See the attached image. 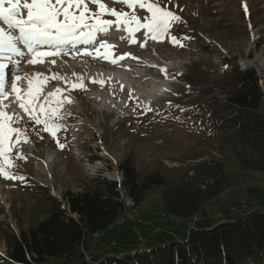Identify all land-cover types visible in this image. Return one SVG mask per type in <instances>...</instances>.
I'll return each mask as SVG.
<instances>
[{"label":"rangeland","instance_id":"obj_1","mask_svg":"<svg viewBox=\"0 0 264 264\" xmlns=\"http://www.w3.org/2000/svg\"><path fill=\"white\" fill-rule=\"evenodd\" d=\"M105 2L109 7L128 11L120 3ZM159 3L182 18V22L173 25L165 40L168 46L162 49L163 55L169 57L167 62L174 67V76L179 77L173 94L159 103L158 98L152 99L149 104L153 110L147 111L141 99H134L128 92L118 93L112 85L101 89L103 86L90 82V87L71 89V83H76L74 75L78 72L75 70L61 73L63 77H70L65 78L67 84L64 80L49 79L45 94L53 92L59 83L66 85L73 101L76 99L75 103L64 105V110L72 115L60 121L67 128L58 133L65 147L60 149L56 139L41 131L42 125L28 123L29 142L20 148L27 159L15 160L16 166L6 169L24 179L8 180L0 176L3 232L12 230L17 234L20 228L27 229L46 219L51 207L48 197L61 200L67 192L83 193L99 178L121 182L118 166L127 158H131L141 176L159 174L171 186L193 180L197 173V177L204 176L205 172L201 173L204 165L207 169L219 166L223 173L218 172L215 179L225 175L227 181L221 185L224 191L191 220L165 213L163 188L149 190L139 207H133L126 200L125 213L115 225L104 233L88 237L85 249L89 262L91 256L100 258L151 244L181 241L193 228H209L254 210H264V172L244 170L237 158L222 152L215 112L236 90L233 84L236 67L240 72L254 69L264 91V0H159ZM137 14L143 19L145 10ZM171 35L177 36V44L171 42ZM44 70L41 73L53 71ZM98 87L107 94L111 91L112 98L117 96L113 100L121 103L118 105L122 110L116 111L93 96L89 98V94L100 91ZM49 151L58 153L52 168L53 190L45 182L48 179L36 169ZM193 166L200 170L193 171ZM215 181L210 179L208 183L213 185ZM3 237L0 233V255L7 258ZM50 263L58 262L51 260Z\"/></svg>","mask_w":264,"mask_h":264},{"label":"trees","instance_id":"obj_2","mask_svg":"<svg viewBox=\"0 0 264 264\" xmlns=\"http://www.w3.org/2000/svg\"><path fill=\"white\" fill-rule=\"evenodd\" d=\"M234 90L215 112L223 153L237 158L240 168L264 172V91L254 69L238 71ZM121 182L95 179L83 193L67 192L51 203L48 217L19 233L4 231L8 264H264V210H254L231 222L192 229L183 240L147 246L142 252H119L87 260L89 236L104 233L126 210V200L139 207L152 189H164L163 205L168 215L191 220L201 208L224 190L221 168H204V176L173 186L159 174L141 176L131 158L119 163ZM193 166V171H199ZM199 178H202L199 179ZM199 179V180H198ZM210 179L216 180L213 185ZM202 183L203 186H200ZM204 187V189H203ZM123 194V197L122 195ZM85 251V252H84ZM55 264V263H54Z\"/></svg>","mask_w":264,"mask_h":264},{"label":"snow or ice","instance_id":"obj_3","mask_svg":"<svg viewBox=\"0 0 264 264\" xmlns=\"http://www.w3.org/2000/svg\"><path fill=\"white\" fill-rule=\"evenodd\" d=\"M111 2L124 5L128 11L109 7L105 0H0V176L3 178L24 179L6 169L15 167L16 159H27L20 148L29 142V122L34 126L42 125L40 130L49 133L56 139L58 147L63 149L65 144L60 143L58 133L67 128L60 121L72 115L64 110L66 103H72L70 98L63 95L66 89L57 87L53 92L44 93L49 79L64 80L65 84L68 81L59 74L50 73V70V74H21L23 63L44 64L45 58L68 55L72 58H111L113 65L129 56L138 60L131 53L119 55L118 60L113 58L114 45L107 42L108 34L127 32L132 44L137 43V33L146 34L152 41L162 42L170 35L173 25L182 22L180 16L161 6L159 0ZM139 10H145L143 19L137 14ZM244 11L247 12L246 4ZM170 39L173 44L178 43L176 35H171ZM77 45H89L92 50L85 48L81 52ZM144 46L141 44V47ZM66 48L68 51H65ZM51 63L54 65L56 61L52 60ZM12 65L16 72L10 79L8 70ZM160 71L167 75L166 69L161 68ZM91 82L97 83L95 79ZM99 83L103 86L105 82L100 80ZM78 88L83 89L85 85L71 83V89ZM10 96L22 112L7 111L5 101ZM146 110L153 109L147 107Z\"/></svg>","mask_w":264,"mask_h":264},{"label":"bare ground","instance_id":"obj_4","mask_svg":"<svg viewBox=\"0 0 264 264\" xmlns=\"http://www.w3.org/2000/svg\"><path fill=\"white\" fill-rule=\"evenodd\" d=\"M0 26H2V22H0ZM114 38L116 39L114 42L109 41ZM136 38H137V43L132 44L130 38L128 37L127 32L109 33L107 36V42L114 45L113 58H117L119 57V55L124 53H131L133 56L138 57L139 58L138 60H133L129 56L122 61L117 59L118 60L117 64L113 65L110 62L111 58L109 60H104L99 57L97 60H93L92 57L77 56L76 58H72L71 55H68L62 57H50L53 58L52 60L56 61L54 65L51 63L52 60H45L44 64H37V65H29L27 63H23L20 72L21 74L35 73L37 72V70L41 72L44 69L45 70L50 69L53 70L52 73L54 74L55 72L59 71L60 72L59 76L63 77V74H61L63 71L75 70L78 72L75 73L74 75L76 83L78 84L83 83L85 87L91 86L89 85V83L91 82L92 79H95L97 83L91 82V84H96L98 86H101L99 81L103 80L105 83L103 85V88L101 89H104V86H107L108 88V85H112L115 86V88L117 87L116 89L118 93L122 92V94L123 93L126 94L128 92L134 98H143L150 101L160 96L159 88L162 87L161 81L163 80L160 73L161 66L159 64L163 63L164 67L166 68H172L173 66L172 64L167 62L169 57L164 56L162 53V49L165 48V45L168 46V44H165L166 37L162 42H158L148 39L146 34L144 33H137ZM143 43L145 44V46L141 48L140 45ZM77 47L80 49L81 52H83L85 48L90 49L92 46L77 45ZM65 51H68V48H66ZM108 67H114V68L106 69ZM10 69H15V66L14 65L10 66L8 70L9 78L11 79ZM118 69H122L123 71L122 72L118 71ZM84 72L86 74L84 75L79 74ZM63 78H70V77L65 76ZM49 84L50 82L48 81L44 88L47 89L46 86ZM121 85H123L124 88H127V90L121 88ZM164 86L165 85H163V88ZM58 87L61 89H66L63 95L71 99L69 89L66 87L65 84L58 83ZM101 89L99 92H96L93 95L89 94L88 97L91 98L93 96L94 98L97 99V101L98 100L103 101L105 105H109V107L115 109L116 111L122 110L121 108L122 106L118 105L120 102L119 103L117 102L118 104H116L113 100L114 98H117V96L112 98L109 95L111 91L109 92V94H107V92H104ZM8 90L10 91V89ZM75 100H76L75 98L74 101L72 100L73 103H75ZM5 104L8 105L7 111L9 112L14 110L16 112H22V110L19 109L18 104L13 100L11 96L7 101H5ZM57 154L58 153L56 152H52V153H50V151L47 152L46 158L43 161H40V164L36 167L37 171L40 172L41 176L46 177L48 179L45 180V182L47 183V186L50 187L52 190L54 189V182L52 181V176H53L52 168L54 167L53 165L56 163L55 161L56 158H58ZM1 194H2V188L0 187V195Z\"/></svg>","mask_w":264,"mask_h":264}]
</instances>
